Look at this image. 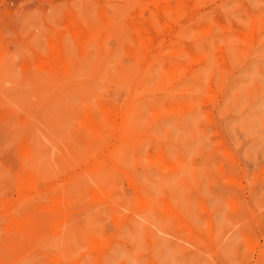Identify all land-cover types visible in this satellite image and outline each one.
Masks as SVG:
<instances>
[{
	"label": "rangeland",
	"instance_id": "obj_1",
	"mask_svg": "<svg viewBox=\"0 0 264 264\" xmlns=\"http://www.w3.org/2000/svg\"><path fill=\"white\" fill-rule=\"evenodd\" d=\"M0 264H264V0H0Z\"/></svg>",
	"mask_w": 264,
	"mask_h": 264
},
{
	"label": "bare ground",
	"instance_id": "obj_2",
	"mask_svg": "<svg viewBox=\"0 0 264 264\" xmlns=\"http://www.w3.org/2000/svg\"><path fill=\"white\" fill-rule=\"evenodd\" d=\"M69 146H70V145H69ZM21 159H22V158H21ZM22 164H23V163H22ZM25 167H26V166H25ZM26 168H27V167H26ZM29 168H30V167H29ZM31 170H32V169H31ZM29 174H30V173H29ZM28 178H29V177H28ZM28 178H27V179H28ZM30 178H31V177H30ZM25 179H26V177H25ZM27 179H26V180H27ZM29 181H30V179H29ZM19 182H21V181H19ZM23 182H24V181H23ZM26 183H27V182H26ZM19 184H20V183H19ZM23 185H24V184H21V186H23ZM25 188H26V187H25ZM20 192H21V191H20ZM53 200H54V199H53ZM26 201H27V200H26ZM61 204H62V203H61ZM68 205H69V204H68ZM16 208H17V207H16ZM45 208H46V207H45ZM54 208H55V207H54ZM28 215H29V214H28ZM44 216H45V215H44ZM40 217H42V216H39L38 218H40ZM49 217H50V216H49ZM8 221H9V220H8ZM41 221H42V220H41ZM21 223H22V222H21ZM40 223H41V222H40ZM40 223H39V228H40V225H41ZM39 228H38V229H39Z\"/></svg>",
	"mask_w": 264,
	"mask_h": 264
}]
</instances>
